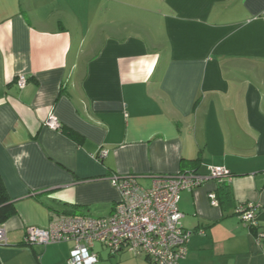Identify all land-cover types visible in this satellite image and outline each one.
Wrapping results in <instances>:
<instances>
[{
  "label": "crops",
  "instance_id": "crops-1",
  "mask_svg": "<svg viewBox=\"0 0 264 264\" xmlns=\"http://www.w3.org/2000/svg\"><path fill=\"white\" fill-rule=\"evenodd\" d=\"M102 1L0 0V175L16 208L0 264H68L73 242L25 245L27 227L110 216L114 175L151 187L209 166L231 176L181 192L180 264H264V0ZM245 202L257 226L236 215Z\"/></svg>",
  "mask_w": 264,
  "mask_h": 264
},
{
  "label": "built area",
  "instance_id": "built-area-1",
  "mask_svg": "<svg viewBox=\"0 0 264 264\" xmlns=\"http://www.w3.org/2000/svg\"><path fill=\"white\" fill-rule=\"evenodd\" d=\"M27 77L18 76V85L24 88ZM47 124L60 128L54 114ZM107 155L101 150L100 157ZM231 176L224 166H209V175L196 171L178 172L175 175L157 177L151 187H144L135 175H114L113 185L119 190L121 199L114 212L107 217L65 216L48 227L29 226L26 230V245H43L73 242L68 264H96L98 252L95 243L107 247L111 254L127 250L134 255L143 254L152 264H180L188 252L191 232L185 230L184 213L179 209L181 192L200 187L207 178L222 182ZM212 206H219L216 192L209 193ZM254 202L240 203L236 215L247 226H257V208ZM264 238L260 233L257 245ZM7 244L6 230L0 228V245Z\"/></svg>",
  "mask_w": 264,
  "mask_h": 264
},
{
  "label": "rangeland",
  "instance_id": "rangeland-1",
  "mask_svg": "<svg viewBox=\"0 0 264 264\" xmlns=\"http://www.w3.org/2000/svg\"><path fill=\"white\" fill-rule=\"evenodd\" d=\"M101 1V0H100ZM104 6L107 4L106 2H108V6L110 7H116L118 6L116 0H103L102 1ZM102 6V5H101ZM94 251L98 252L99 254V261L96 264H119L118 259L116 258V256L118 254H111L110 250L107 247H104L101 243H95L94 245ZM125 257L124 259L127 258V260L122 261V264H148L146 262V259L144 257V255H134L131 252H125Z\"/></svg>",
  "mask_w": 264,
  "mask_h": 264
},
{
  "label": "trees",
  "instance_id": "trees-1",
  "mask_svg": "<svg viewBox=\"0 0 264 264\" xmlns=\"http://www.w3.org/2000/svg\"><path fill=\"white\" fill-rule=\"evenodd\" d=\"M69 207H72V209L74 210L75 208L78 209L81 206L70 204ZM15 213H16V208H15L14 201L10 197L6 189V186L3 182V179L1 178V175H0V224L5 223ZM70 216H87V215H70Z\"/></svg>",
  "mask_w": 264,
  "mask_h": 264
}]
</instances>
